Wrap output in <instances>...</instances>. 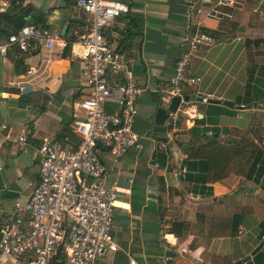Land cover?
<instances>
[{
    "label": "crops",
    "instance_id": "1",
    "mask_svg": "<svg viewBox=\"0 0 264 264\" xmlns=\"http://www.w3.org/2000/svg\"><path fill=\"white\" fill-rule=\"evenodd\" d=\"M114 1L130 7L115 19L108 34L141 89L134 130L142 135V148H130L118 159L96 149L106 182L117 189L112 235L118 250L102 264H128L131 258L148 264H203L204 244L199 238L209 235L218 204L238 207L241 213L236 234L213 238L209 252L230 255L234 264L263 241L242 264H264V239L252 213L261 191L254 176L237 174L231 165L222 178L203 182L204 162L195 161L190 172L184 163L188 143L198 146L215 133V139L226 145L238 144L245 134L264 152V0L232 6H217V0ZM21 6L31 7L25 21L41 14L44 20L39 25L57 37L68 39L69 29L84 23L75 0H23ZM7 19L0 20V39L12 28ZM121 22L123 28L117 26ZM199 29L214 38L211 45L197 50L191 64L200 81L184 89L187 109L167 127L170 144L158 142L145 132L156 107L163 105L159 90L167 86L183 39ZM84 68L69 46L57 43L51 49L37 46L28 54L0 57V199L6 211L14 201H26L37 185L36 151L43 138L72 148L70 123L81 114L74 103L88 93ZM29 69L35 71L32 76ZM26 86L31 88L23 93ZM248 86L250 99L239 100ZM203 97L227 99L233 106L204 103L199 100ZM116 107L114 99L105 102L108 111ZM2 124L7 127L1 128ZM22 127L26 144L17 141ZM173 223L182 224L175 233L170 230ZM0 264L13 262L0 258Z\"/></svg>",
    "mask_w": 264,
    "mask_h": 264
},
{
    "label": "built area",
    "instance_id": "2",
    "mask_svg": "<svg viewBox=\"0 0 264 264\" xmlns=\"http://www.w3.org/2000/svg\"><path fill=\"white\" fill-rule=\"evenodd\" d=\"M16 1L0 0V15ZM243 1L217 0L216 5H240ZM75 3L85 18L82 28L69 29L68 39L54 36L35 23H24L0 39V57L11 52L28 54L37 46L51 49L55 43L62 48L69 46L83 61L88 87L87 95L74 103L81 111L70 123L72 134L78 138L76 147L67 148L58 140L43 138L36 151L39 180L30 196L26 201H14L9 211L0 199V258H8L13 264H102L118 250L112 235L117 189L106 182L96 149H105L118 159L130 148H142V135L134 130L141 89L125 55L114 49L108 34L116 26L115 19L127 14L130 7L114 0ZM117 26L123 28L124 23ZM213 41L200 29L183 39L167 86L158 89L165 107L173 97L181 99L177 110L169 112L167 127L175 124L179 111L187 109L183 102L185 87L200 81L191 69L197 50ZM34 73L33 69L27 71L30 76ZM111 99L117 105L114 111L105 108V102ZM201 102L206 103L207 98H201ZM26 140L22 127L17 141L26 144ZM181 172H185L183 167ZM128 264L148 263L131 258Z\"/></svg>",
    "mask_w": 264,
    "mask_h": 264
},
{
    "label": "trees",
    "instance_id": "3",
    "mask_svg": "<svg viewBox=\"0 0 264 264\" xmlns=\"http://www.w3.org/2000/svg\"><path fill=\"white\" fill-rule=\"evenodd\" d=\"M22 1L23 0H17L12 3L8 10L0 15V20L6 21L7 16H9L10 13L16 12L15 14H17L20 12L22 10ZM43 20L44 17L41 14H33V18L30 21H25V23L40 24ZM6 34H8V32H5V35ZM249 87L250 86L247 87L244 95L239 100L247 101L250 99ZM215 136L216 133L215 135L207 137V141L198 146L188 143L184 149L186 153L184 163L190 172V170L194 167L193 163L195 161L204 162L206 177L203 182L222 178L231 165L234 166L237 174H242L248 178L254 176V181L260 186L261 191L254 199L252 204V213L254 214L256 220H258L259 227L261 228V234L263 236L264 152L245 134L241 136L239 143L236 145L222 144L215 139ZM69 143L72 144V148H75L78 144V140L74 136L69 139ZM188 176L190 177V173L187 175V179ZM240 213L241 210L238 207H229L221 204L214 206L210 233L208 236L199 238V242L204 244V249L200 254L203 264H233L230 255L210 253L209 244L213 238L230 237L235 235L237 232V217ZM180 226H182L181 223H173L170 229L171 232L175 233L177 227Z\"/></svg>",
    "mask_w": 264,
    "mask_h": 264
},
{
    "label": "water",
    "instance_id": "4",
    "mask_svg": "<svg viewBox=\"0 0 264 264\" xmlns=\"http://www.w3.org/2000/svg\"><path fill=\"white\" fill-rule=\"evenodd\" d=\"M31 10V7H26L22 11L18 12L15 17L8 18V24L11 25V29H6L9 32L12 29H18L20 28L26 20V17L29 15V11ZM66 30V25L63 27V31ZM31 87L26 86L24 89H22L23 93H27L26 91L29 90ZM188 96L184 95L183 96V102H188ZM199 100H201L199 98ZM180 96H175L172 98L170 104L165 107L163 105H159L156 107L152 119L150 121L151 126L148 128V130L145 132V135L147 137H154L156 141L162 142V143H169L170 141L166 137L167 133V119L169 117V112L170 111H176L178 106L180 105ZM207 102L209 103H222L225 106H233V102L229 101L227 99L219 100L215 98H208ZM263 241H261L251 252L249 255L241 258L240 260L236 261L234 264H242L250 259L251 256L255 255L262 247Z\"/></svg>",
    "mask_w": 264,
    "mask_h": 264
}]
</instances>
